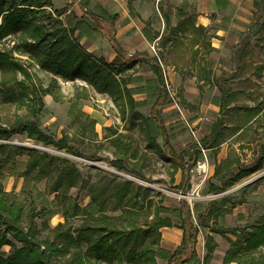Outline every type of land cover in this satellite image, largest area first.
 Returning a JSON list of instances; mask_svg holds the SVG:
<instances>
[{
  "label": "rangeland",
  "instance_id": "obj_1",
  "mask_svg": "<svg viewBox=\"0 0 264 264\" xmlns=\"http://www.w3.org/2000/svg\"><path fill=\"white\" fill-rule=\"evenodd\" d=\"M112 1L119 6L120 20L90 0H53L49 10L63 12L64 24L77 28L80 44L96 58L111 62L117 53L112 41L119 39L124 57L137 60L123 75L136 103L134 110L126 106L124 93L115 100L81 79L56 77L53 87L59 99L51 95L41 99V87L47 88L53 75L14 50L30 75L7 70V89L0 68V126L9 129L18 116L30 119L56 142L67 138L71 149L37 141L26 132L0 138V190L23 204L26 228L30 215L37 213L40 241L63 244V232L77 236L84 223H98L78 214L77 206L91 204L92 190L124 181L133 184L136 211L125 215L120 225L141 229L140 247L158 241L156 205L173 210L160 215L173 226L189 221L204 232L208 227L233 228L235 238L243 241L248 232L264 225V163L224 192L216 193L212 185L231 183L230 169L236 175L264 162V0H254L240 25L215 21L208 29L197 26L196 9L189 0H124L123 5L122 0ZM224 27L234 40L213 48L211 39ZM13 45L6 41L1 48L12 50ZM157 58L169 70L170 91L162 83ZM204 139L211 148L201 146ZM122 148L128 150L126 155ZM31 151L55 158L50 176L27 171ZM69 166L80 173L77 186L55 192L58 171ZM242 198L246 202L231 209ZM213 200L212 214L204 218L208 226H199L198 214ZM107 214L118 217L122 210ZM60 223L64 225L57 227ZM5 228L0 220V236ZM6 235L12 245L2 247L4 257L23 246L11 232ZM98 236L86 234L83 250L86 241L94 242ZM252 253L261 260L264 246ZM113 264H119L118 258ZM124 264L143 263L135 258Z\"/></svg>",
  "mask_w": 264,
  "mask_h": 264
},
{
  "label": "trees",
  "instance_id": "obj_2",
  "mask_svg": "<svg viewBox=\"0 0 264 264\" xmlns=\"http://www.w3.org/2000/svg\"><path fill=\"white\" fill-rule=\"evenodd\" d=\"M53 0H0V68L2 70V84L8 89L10 81L7 78V70L20 72L24 76H29L28 67L22 60L14 56V50L19 54L27 56L36 63L42 70L53 75L51 84L41 87V96L51 95L59 99L53 85L57 84L56 77H62L68 81L81 79L93 86L100 93H108L115 100L121 98L123 93L126 95L131 110H134L136 103L128 88V80L123 76L125 72L133 69L137 60L124 57L117 41H112L117 49V57L111 63L103 59L96 58L87 51L76 37L77 28L69 27L60 18L63 12L51 11ZM117 19L118 16H110ZM167 25H171L169 16H166ZM6 41L14 43L13 49L1 48ZM158 63V62H157ZM17 81V79H16ZM24 83V82H23ZM167 91L163 90V95ZM23 96V94H22ZM225 96V94H224ZM35 98H32L34 101ZM35 102V101H34ZM161 100L155 106H160ZM125 111V110H124ZM16 132H26L28 136L45 144L54 143L59 149H71L68 146V139L63 138L56 142L53 138L46 135L38 126L36 121L24 119L18 116L16 122L9 129L0 126V138H9ZM120 136H118L119 138ZM203 148H211L208 139L201 143ZM22 151V149H20ZM122 153L126 155L128 150L122 148ZM29 160L27 164L28 172H38L50 176L55 158L48 154H39L36 151L28 152ZM76 155H80L76 153ZM175 171L179 165L174 159ZM263 161H258L252 167L244 168L234 175L232 170L231 183H224L221 187L213 186L216 193L227 190L228 186L234 185L237 181L247 178L263 168ZM218 164L216 173L219 169ZM80 179L77 169L69 166L58 171L55 180L54 191L59 192L65 188L76 187ZM133 184L130 181L116 182L109 184L101 189L91 191V204L87 207L77 206L78 214H85L86 218L97 221L91 225L84 223L77 229V236L71 231L62 233L65 241L57 244L55 241H40L39 230L36 227L35 219L37 213L30 215V227L26 228L22 224V214L24 206L22 203H15L9 198L13 195L0 190V220L5 225V230L0 236V250L4 245H12L6 233L11 232L13 237L23 244L22 248H15L8 257L0 254V264H55L56 259L59 264H113L118 258L119 264H124V260L138 258L143 264H158L157 259L166 261V264H185L197 261L196 243L200 232L199 228L192 222L178 226L184 230L182 245L174 252L170 253L158 247L160 234L158 233L157 242L153 241L146 247L139 246L140 228H129L120 225L125 215L135 210V197L131 195ZM142 199H146L144 196ZM141 199V200H142ZM231 199V198H228ZM239 200V204L245 202ZM210 201L205 212L198 214L199 226H208L204 222L205 216L212 214L213 204ZM233 204H236L235 202ZM112 205V206H110ZM155 217L158 221L154 225L160 229L162 227H172L169 218H161V213H170L171 210L165 206L156 205ZM122 210L118 217L107 214L108 211L116 212ZM62 223L57 227H61ZM214 232L222 233L231 229L212 228ZM93 232L99 236L94 242H87L86 251L83 250L82 243L85 235ZM247 249H257L264 246V225H259L253 232L248 234ZM208 254L205 262L209 260L210 253L213 251L209 243L206 244ZM261 260L253 264H264V254H260ZM228 259L226 258V261Z\"/></svg>",
  "mask_w": 264,
  "mask_h": 264
},
{
  "label": "crops",
  "instance_id": "obj_3",
  "mask_svg": "<svg viewBox=\"0 0 264 264\" xmlns=\"http://www.w3.org/2000/svg\"><path fill=\"white\" fill-rule=\"evenodd\" d=\"M55 1V0H54ZM86 1V0H75ZM119 3L121 0H117ZM194 4L196 9V21L198 27H203L208 29L215 21L221 25H240V22H244L246 19L243 15L244 11H248L253 8L254 0H189ZM70 3L69 1L66 2ZM94 6H102L108 11L109 16H118L120 20L122 14L119 11V6L116 5L112 0H90ZM124 0H122V5ZM121 6V5H120ZM237 20L238 23L235 22ZM226 27L218 28L216 30V37L211 39L212 47L216 49L223 48L225 44L230 43L234 40V36L231 35V31ZM119 42V39L117 40ZM92 52V51H90ZM117 53L111 56V62L115 60ZM158 61V58H157ZM109 62V63H111ZM159 69V74L162 79V64L156 62ZM164 67V66H163ZM167 78L169 80V70L164 67ZM163 83V81H162ZM214 201V200H213ZM246 202V201H245ZM243 202V203H245ZM241 203V204H243ZM209 204V203H208ZM239 203L232 204L231 209H235L236 205ZM207 231H200L197 237V243L195 246L197 261L185 264H253L254 261L258 262L257 258L253 255V251L256 249H247L248 241L247 237L250 232H248L247 237L240 241L236 239V230L233 228L231 231L222 233H217L212 231L210 227ZM223 229V228H221ZM253 232V230H251ZM160 239L158 242V247L174 253L183 242L184 230L178 226L172 227H162L159 229ZM234 236H233V235ZM209 243L210 246L214 247L213 251L210 253V258L205 262V257L208 254V249L206 244ZM262 247V246H261ZM257 249H260L257 248ZM226 258L228 259L226 261ZM160 264V262H158ZM162 264H166V261H162Z\"/></svg>",
  "mask_w": 264,
  "mask_h": 264
},
{
  "label": "built area",
  "instance_id": "obj_4",
  "mask_svg": "<svg viewBox=\"0 0 264 264\" xmlns=\"http://www.w3.org/2000/svg\"><path fill=\"white\" fill-rule=\"evenodd\" d=\"M155 50V47H154ZM158 57V56H157ZM160 64V63H159ZM161 65V64H160ZM162 81H163V85L165 88H168V90L170 91L171 87H170V83L169 80L167 78L166 72L164 67L162 66Z\"/></svg>",
  "mask_w": 264,
  "mask_h": 264
}]
</instances>
